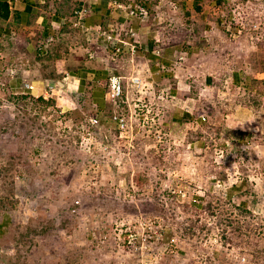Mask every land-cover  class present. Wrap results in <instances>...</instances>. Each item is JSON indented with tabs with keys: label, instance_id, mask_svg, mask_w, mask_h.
<instances>
[{
	"label": "rangeland",
	"instance_id": "obj_1",
	"mask_svg": "<svg viewBox=\"0 0 264 264\" xmlns=\"http://www.w3.org/2000/svg\"><path fill=\"white\" fill-rule=\"evenodd\" d=\"M231 9L227 45L211 33L203 36L207 54L201 56L202 69L188 72L196 78L189 102L170 98L166 88L159 89L163 95L156 104L147 101L158 98L156 85H130V55H111L124 58L120 73L126 76L127 105L107 100L101 117L91 100L83 95L69 100L58 86L54 98L49 91L16 100L0 90V222L4 216L8 220L0 235V264H264V86L254 82L256 93L243 100L251 107L233 105L235 113L239 108L252 110L255 118L249 122L259 126L251 129L255 132L247 147H240L238 134L224 129L232 114L239 121L235 113L209 115L205 101L212 98L209 92L218 93V100L239 96L230 81L233 69L241 71L244 89L253 78L264 79L256 64L257 57L264 61V0ZM218 43L221 46L213 48ZM179 50L173 66L189 56L186 44ZM213 50L217 52L209 54ZM181 51H186L182 59ZM207 74L215 77L213 86L200 85ZM57 78L64 80L62 74ZM200 87L208 98L199 96ZM234 101L238 100H230ZM176 104L195 117L197 111L205 112L207 122L215 126L221 117L219 138L202 123H173ZM149 105L153 121L128 117L126 130L110 133L105 131L110 124L101 122L91 135V150L80 143L86 116L105 121L114 112L127 117L129 111ZM189 129L205 136L188 143ZM104 132L108 142L100 147ZM231 178L243 182L238 181L242 194L229 202L222 182ZM195 194L203 196L204 204L211 202L214 212L185 209L182 204L190 203ZM240 200L247 201L250 215L235 208ZM40 225L47 231L39 232ZM222 234L229 240H221Z\"/></svg>",
	"mask_w": 264,
	"mask_h": 264
},
{
	"label": "crops",
	"instance_id": "obj_2",
	"mask_svg": "<svg viewBox=\"0 0 264 264\" xmlns=\"http://www.w3.org/2000/svg\"><path fill=\"white\" fill-rule=\"evenodd\" d=\"M112 1L114 0H0V84L4 85L0 90H6L16 100L24 95L28 99L42 93L43 89L56 81L58 88L69 94L66 95L69 100L77 95L91 100L101 117L108 108L106 101L111 100L106 94L108 76L112 73L122 74L120 67L123 65L120 60L124 58L111 57L109 48L96 31L100 26L109 32L115 33L118 30L123 36L134 29L141 47L133 59H126L128 75L141 74L142 78L151 81L158 89H168L173 95L172 99L178 97L189 102L193 99L190 86L192 87L196 78L189 76L188 72L192 73L196 68L202 69L204 62L201 56L207 54L208 44H204L203 36L211 33L213 38L217 37L227 45L228 29L227 32L225 29L233 18L231 6L251 0H115L143 2L150 10V18L142 22L137 18L125 20L118 10H112ZM81 6H85L87 11L82 17L81 25H77L75 12ZM83 25L90 27V33L82 30ZM195 41L200 42L197 48ZM184 44L189 56L183 59V63L173 66V56ZM218 46L221 43L213 48ZM213 52L217 51H208L209 54ZM11 68L15 70L14 75L8 73ZM61 74L63 81L57 78ZM230 81L234 93L242 94L245 84L239 68L231 71ZM26 82L33 88L26 89ZM214 84L215 77L211 74H207L200 82L205 87ZM204 91L200 87V97L212 96L210 92L206 93L208 96L204 95ZM50 97H55L54 91ZM134 98L137 99V96L134 95ZM127 99L128 95L121 98ZM210 100L212 99L208 98L205 101ZM239 109H236L237 113L235 109L231 112L235 113L234 117L239 121L232 119L233 114L230 113L231 117L226 120L224 129L241 136L237 137L240 147H247L255 132L251 129H259V126L249 122L252 116L255 118L252 110L239 112ZM109 118L105 119L106 122L101 118V122L115 126V121ZM192 124L200 123L194 120ZM201 143L204 144L202 140ZM7 221L4 216L0 222V235L3 234Z\"/></svg>",
	"mask_w": 264,
	"mask_h": 264
},
{
	"label": "built area",
	"instance_id": "obj_3",
	"mask_svg": "<svg viewBox=\"0 0 264 264\" xmlns=\"http://www.w3.org/2000/svg\"><path fill=\"white\" fill-rule=\"evenodd\" d=\"M112 10H118L121 16L125 20H132L134 18H137L139 22L148 20L150 17V11L149 8L140 1H131V2H118V1H112L111 2ZM87 8L85 6H82L79 8L75 14L77 15V25H81V20L83 15L86 13ZM82 30L90 33V27H86L83 25ZM96 31L98 32V35L104 40L106 43V46L109 48V51L112 55L119 56V55H130L128 57L134 58L136 56V53L139 51L141 45L140 41L137 35V32L134 29H130L129 33L126 36L121 35L120 31L109 32L103 30L100 26L96 28ZM185 53V52H184ZM180 52V59L184 58ZM185 55V54H184ZM174 62V61H172ZM176 63V61H175ZM9 75H14L15 70L13 68L9 69ZM126 76L122 74L112 73L108 76L107 79V90L106 94L109 95L111 101L113 104L118 105L121 98L125 95L126 96V84H125ZM129 83L131 86L138 87V89H151L152 85L151 82L147 79H143L141 74H135L128 76ZM128 85V84H127ZM57 86V83H52V85H49L47 88L42 90V93H47L49 91H53L54 87ZM24 87L26 89H32L33 87L29 83H24ZM154 88V86H153ZM42 93H40L42 95ZM39 94H36V97H38ZM161 97V96H160ZM134 111V112H133ZM130 111L129 116H123L122 113H112V120L117 121L119 126V132H122L127 129L128 127V117L129 120L131 118H136L138 121H142L144 123H148L149 119L153 121V118L151 115H149V112L151 111L149 108L146 109L142 113H138L136 110ZM204 119V118H202ZM100 123V118L98 116H86L81 121V126L84 130V137H82L80 143L84 146H87L88 149L91 150L92 145V139L93 136L91 135L95 134L94 130L98 127ZM103 142H108V137L106 138V141H100L98 142L99 146H103ZM107 147V144H105L104 148ZM181 193V195H184L182 193V190H177ZM191 200H195L193 197ZM145 229V227H144ZM154 236V235H153ZM149 236V237H153ZM159 237L160 235H156V237ZM155 237V236H154ZM214 240H217L216 238ZM244 259V258H242Z\"/></svg>",
	"mask_w": 264,
	"mask_h": 264
},
{
	"label": "trees",
	"instance_id": "obj_4",
	"mask_svg": "<svg viewBox=\"0 0 264 264\" xmlns=\"http://www.w3.org/2000/svg\"><path fill=\"white\" fill-rule=\"evenodd\" d=\"M149 20V19H148ZM195 43V46L197 48L198 46V42H194ZM257 46H261L262 43L260 42H256ZM256 54V53H255ZM253 54V57H255L256 55ZM121 56V55H119ZM258 59L256 60V64H257V72H262L264 71V61L262 57H257ZM52 77H55L54 75H51ZM257 82V83H262V85L264 86V79H261V80H256L255 78L252 79V83H249L247 84L246 86V89H244L242 91V94L239 93L238 95L239 96H228L226 99H223V98H220L219 100L217 99V96L216 95H212L210 97H212L209 102V104H207V107L209 109V115L212 114L211 112L213 111V113H216L217 115H220V114H223V115H228L230 114L234 109H233V105L234 104H239V103H243V107L245 108V105L246 106H249L251 107V102L247 103V102H243V100H246V96L248 98H250L249 96L251 94H253V92L256 93V90H253V87H254V82ZM252 85V87H251ZM264 88V87H263ZM262 88V89H263ZM157 90L154 91V96L157 94V97L158 98H154L153 96V100H151V97H149L148 99H146L147 101H150L152 103H155L156 104V100H160V96H162L163 94H160V90L156 87ZM258 89V91L260 92L261 89L258 87L256 88ZM241 94V95H240ZM125 96V95H124ZM123 96V97H124ZM169 96L170 98H172V94L170 93L169 91ZM27 96L24 95L22 96L21 98L22 99H25ZM180 97V96H179ZM169 98V97H168ZM176 98V97H175ZM39 100H41L42 98H38ZM170 100V99H169ZM230 100H238V101H234V102H230ZM43 101V100H41ZM45 101V100H44ZM43 101V102H44ZM120 105H127V103L125 102V100H120L119 102ZM118 104V105H119ZM150 106V108H149ZM149 106H146L145 109H150V110H153L152 106L149 105ZM179 105L176 104V108H175V113L171 116V119L173 122H176V123H183V122H186L188 125L190 123H192L194 120L197 121L198 123H202V124H205L209 129V132L212 133L214 135L215 138H219V135L220 133L222 132V129H223V123L220 122L222 119L220 117V120L217 121V126L214 125L213 122H207V118H208V115L205 113V112H201L199 113L198 111L195 113V115L197 117H195L191 112H189V110H186V109H179L178 108ZM136 111L138 113H142L144 112L145 110H142V109H136ZM130 112V111H129ZM255 112V111H254ZM206 114V115H204ZM149 115L153 116V112H149ZM204 118V119H202ZM110 120H112V118L110 117L109 118ZM112 121H115V120H112ZM102 123H101V120H100V123L98 125V129H100L99 127H101ZM214 128V130L212 131L211 129ZM109 129V130H108ZM108 130V133L111 132V130L115 131V132H119V126H118V123L117 121H115V126L113 125L112 127L110 126L109 128L105 129V131ZM105 133V132H104ZM205 136V134L203 133H200V130L197 129L195 131L189 129L188 130V135L186 136V141L189 143V142H194L195 140H197L200 136ZM261 135V134H260ZM106 137H108V135L105 133V141H106ZM238 137H241L238 135ZM222 173V172H221ZM226 175V174H225ZM227 176V175H226ZM222 177V176H221ZM134 178H136V180H138V175L134 176ZM217 179V178H216ZM215 179V180H216ZM238 181L240 182H243V178H238V179H229L228 182H222L224 186V195H225V198L226 200H228L229 202L232 201V199L234 198V196H238L239 194H242V188L240 186V184L238 183ZM193 198L195 199L194 201L192 200L190 203L188 204H182V206L185 207V209H190L191 211L193 212H198V211H201V212H204V211H209V212H214V207L212 206L211 202H208L206 204L203 203V196L201 195H198V194H195V196H193ZM9 202H15V201H12V200H9ZM248 204H247V201L246 200H240V202L238 204H235V208L237 210H239L238 212L241 214H251V211L249 210V208H247ZM40 230L39 232H45L47 231V226L46 225H43L41 226L40 225ZM190 229V228H189ZM225 234H222L221 235V240H222V237L224 239H226V241H228L229 239L227 238V236H223ZM214 236H217L218 238H220V236L218 234H215ZM215 239V238H214Z\"/></svg>",
	"mask_w": 264,
	"mask_h": 264
},
{
	"label": "clouds",
	"instance_id": "obj_5",
	"mask_svg": "<svg viewBox=\"0 0 264 264\" xmlns=\"http://www.w3.org/2000/svg\"><path fill=\"white\" fill-rule=\"evenodd\" d=\"M82 7V6H81ZM150 11V10H149ZM150 18V17H149ZM148 18V19H149ZM185 52V51H184ZM184 54H186V52L184 53ZM60 82V81H59ZM39 97V96H38ZM208 104H209V102H207ZM115 105V104H114ZM115 106H117V105H115ZM234 107V106H233ZM204 115H206V114H204ZM229 115V114H228ZM98 116V115H97ZM99 118V117H98ZM107 138V137H106Z\"/></svg>",
	"mask_w": 264,
	"mask_h": 264
}]
</instances>
